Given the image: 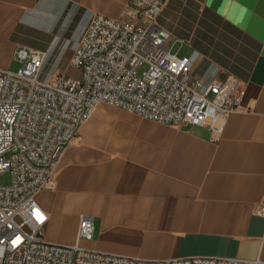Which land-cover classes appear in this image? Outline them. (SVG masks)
<instances>
[{
  "label": "crops",
  "instance_id": "obj_1",
  "mask_svg": "<svg viewBox=\"0 0 264 264\" xmlns=\"http://www.w3.org/2000/svg\"><path fill=\"white\" fill-rule=\"evenodd\" d=\"M128 0H0V70L26 46L45 53L39 81L76 79L73 43L94 14L122 19ZM156 24L205 83L234 78L237 110L207 127L174 128L98 105L35 199L42 240L143 260L264 262V0H164ZM68 42V45L65 43ZM76 71V70H75Z\"/></svg>",
  "mask_w": 264,
  "mask_h": 264
},
{
  "label": "built area",
  "instance_id": "obj_2",
  "mask_svg": "<svg viewBox=\"0 0 264 264\" xmlns=\"http://www.w3.org/2000/svg\"><path fill=\"white\" fill-rule=\"evenodd\" d=\"M164 0H128L122 19L92 15L72 47L76 79L39 81L43 51L17 46L16 72L0 70V264H264L217 257L143 260L86 249L91 217L81 216L75 243L42 240L46 215L36 202L52 186L59 160L100 104L174 128L207 127L238 109L243 88L234 78L205 83L191 74L192 58L171 52L174 41L156 24ZM68 45V42L65 43ZM256 213L264 215L262 204ZM39 214V216L37 215Z\"/></svg>",
  "mask_w": 264,
  "mask_h": 264
},
{
  "label": "rangeland",
  "instance_id": "obj_3",
  "mask_svg": "<svg viewBox=\"0 0 264 264\" xmlns=\"http://www.w3.org/2000/svg\"><path fill=\"white\" fill-rule=\"evenodd\" d=\"M171 41H172V40H171ZM171 52L173 53L174 50L171 51ZM178 56H180V54H179ZM19 67H20L19 63H18L16 60H14V59L12 58V60H11V62H10V65H9V67H8V71H9V72H16V71L19 69ZM70 74H71L72 76H76V74H77V70H76V71H75V70L70 71ZM0 183H1V184H8V183H9V175H8L7 172H5V173L0 177Z\"/></svg>",
  "mask_w": 264,
  "mask_h": 264
},
{
  "label": "snow or ice",
  "instance_id": "obj_4",
  "mask_svg": "<svg viewBox=\"0 0 264 264\" xmlns=\"http://www.w3.org/2000/svg\"><path fill=\"white\" fill-rule=\"evenodd\" d=\"M39 216V214H37Z\"/></svg>",
  "mask_w": 264,
  "mask_h": 264
}]
</instances>
